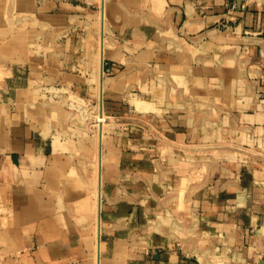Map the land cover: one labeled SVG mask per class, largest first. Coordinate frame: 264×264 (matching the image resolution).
Segmentation results:
<instances>
[{"label":"crops","instance_id":"crops-1","mask_svg":"<svg viewBox=\"0 0 264 264\" xmlns=\"http://www.w3.org/2000/svg\"><path fill=\"white\" fill-rule=\"evenodd\" d=\"M0 264H264V0H0Z\"/></svg>","mask_w":264,"mask_h":264}]
</instances>
